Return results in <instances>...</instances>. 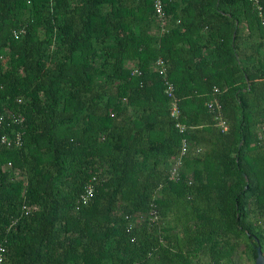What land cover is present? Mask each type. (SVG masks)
Here are the masks:
<instances>
[{
    "label": "trees",
    "instance_id": "obj_1",
    "mask_svg": "<svg viewBox=\"0 0 264 264\" xmlns=\"http://www.w3.org/2000/svg\"><path fill=\"white\" fill-rule=\"evenodd\" d=\"M163 2L160 34L153 0H0V112L24 116L0 125V264H254L264 252V0L261 15L249 0ZM213 86L226 131L206 105ZM152 203L159 222L127 231Z\"/></svg>",
    "mask_w": 264,
    "mask_h": 264
},
{
    "label": "built area",
    "instance_id": "obj_2",
    "mask_svg": "<svg viewBox=\"0 0 264 264\" xmlns=\"http://www.w3.org/2000/svg\"><path fill=\"white\" fill-rule=\"evenodd\" d=\"M251 4L257 9L259 15H261V5L259 0H249ZM165 2L163 0H153V7H154V14L156 17L157 26L155 27L154 31L156 30L160 34H163L168 30V18L165 12ZM262 17V16H261ZM261 24L264 25V18L261 19ZM264 46V40H263ZM155 68L157 69L158 73L165 78V94L169 99L170 103V116L174 121L175 128L178 129L179 132L184 133L187 128L190 126L185 124L180 120V108H179V97L175 94V86L174 84L167 78L166 75V67L163 58L158 57L155 60ZM134 73H139L136 69L133 70ZM222 91L217 86H213L211 92V98L207 101L206 105L210 112L213 114V121L214 124L221 129L222 131H226L228 129V123L223 116L222 112V104L220 101V94ZM18 101H21L18 99ZM24 121V116L21 112H11L5 111L0 112V125L4 122L6 124H21ZM0 142L1 143H8V138L5 135H0ZM16 144L19 146L21 144L20 134L16 135ZM190 149V144L186 137H182L179 151L175 156L172 166L170 167L168 178L169 180L176 181L179 178V175L182 170L183 159L186 156ZM200 148H196L195 152H199ZM11 162H7L4 167L5 169L11 168ZM191 179V178H189ZM191 180H189L190 183ZM96 182V177L93 176L88 183L86 184L84 191L80 194L78 198V205L86 204L94 194V183ZM150 209L147 212H140L135 214L126 215L127 224L126 230L131 232L137 226L142 224L146 219L152 223L159 222V213L154 203L150 205ZM35 209V206L29 205L26 202L22 203L21 211L23 214L28 215L31 213V210ZM17 222V218H13L7 227L8 229L11 226H14ZM135 237L132 236L131 241H134ZM6 257V247L0 244V263H3Z\"/></svg>",
    "mask_w": 264,
    "mask_h": 264
},
{
    "label": "water",
    "instance_id": "obj_3",
    "mask_svg": "<svg viewBox=\"0 0 264 264\" xmlns=\"http://www.w3.org/2000/svg\"><path fill=\"white\" fill-rule=\"evenodd\" d=\"M254 264H264V252L262 253L260 246L256 247Z\"/></svg>",
    "mask_w": 264,
    "mask_h": 264
},
{
    "label": "bare ground",
    "instance_id": "obj_4",
    "mask_svg": "<svg viewBox=\"0 0 264 264\" xmlns=\"http://www.w3.org/2000/svg\"><path fill=\"white\" fill-rule=\"evenodd\" d=\"M180 117H181V111H180ZM181 120V119H180ZM182 121V120H181ZM183 122V121H182ZM186 124V123H185Z\"/></svg>",
    "mask_w": 264,
    "mask_h": 264
}]
</instances>
